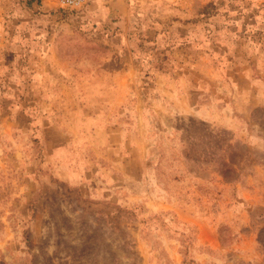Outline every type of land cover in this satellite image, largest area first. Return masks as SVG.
I'll list each match as a JSON object with an SVG mask.
<instances>
[{
  "label": "rangeland",
  "instance_id": "1",
  "mask_svg": "<svg viewBox=\"0 0 264 264\" xmlns=\"http://www.w3.org/2000/svg\"><path fill=\"white\" fill-rule=\"evenodd\" d=\"M263 228L264 0H0V264H264Z\"/></svg>",
  "mask_w": 264,
  "mask_h": 264
},
{
  "label": "built area",
  "instance_id": "2",
  "mask_svg": "<svg viewBox=\"0 0 264 264\" xmlns=\"http://www.w3.org/2000/svg\"><path fill=\"white\" fill-rule=\"evenodd\" d=\"M54 1L59 7L63 9L74 10L81 7L88 0H54Z\"/></svg>",
  "mask_w": 264,
  "mask_h": 264
},
{
  "label": "trees",
  "instance_id": "3",
  "mask_svg": "<svg viewBox=\"0 0 264 264\" xmlns=\"http://www.w3.org/2000/svg\"><path fill=\"white\" fill-rule=\"evenodd\" d=\"M263 236H264V228H263L262 231L260 232V234H259V238H258L259 243H261V244L263 245V247H264V239H263Z\"/></svg>",
  "mask_w": 264,
  "mask_h": 264
}]
</instances>
